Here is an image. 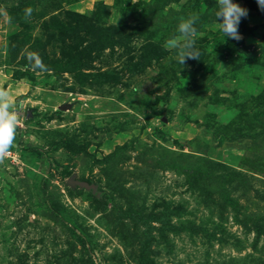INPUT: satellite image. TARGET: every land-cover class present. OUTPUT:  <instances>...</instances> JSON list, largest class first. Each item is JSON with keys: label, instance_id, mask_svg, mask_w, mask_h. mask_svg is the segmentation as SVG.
Listing matches in <instances>:
<instances>
[{"label": "rangeland", "instance_id": "1", "mask_svg": "<svg viewBox=\"0 0 264 264\" xmlns=\"http://www.w3.org/2000/svg\"><path fill=\"white\" fill-rule=\"evenodd\" d=\"M236 2L239 40L216 0H0V264H264V9Z\"/></svg>", "mask_w": 264, "mask_h": 264}, {"label": "clouds", "instance_id": "2", "mask_svg": "<svg viewBox=\"0 0 264 264\" xmlns=\"http://www.w3.org/2000/svg\"><path fill=\"white\" fill-rule=\"evenodd\" d=\"M257 3L261 9H264V0H257ZM216 9L215 19L219 22V32L222 33L224 39H241L238 26L241 18L247 16V9L238 4L236 0H216ZM23 11L24 18L27 20L33 10L31 7H26ZM198 19L196 15H188L181 17L177 23L178 37L176 43L173 44L174 59L177 63L184 65L186 57L199 58L198 53L192 51L195 45ZM28 58L35 60L32 67L43 70L44 66L38 59L33 56ZM10 108L11 101L8 100L7 94L0 93V154L6 152L14 140L17 116L15 110H10Z\"/></svg>", "mask_w": 264, "mask_h": 264}, {"label": "water", "instance_id": "3", "mask_svg": "<svg viewBox=\"0 0 264 264\" xmlns=\"http://www.w3.org/2000/svg\"><path fill=\"white\" fill-rule=\"evenodd\" d=\"M70 183H72V184L77 183V184H80V185H85V182H79V181L75 180V175L74 174L70 178Z\"/></svg>", "mask_w": 264, "mask_h": 264}, {"label": "built area", "instance_id": "4", "mask_svg": "<svg viewBox=\"0 0 264 264\" xmlns=\"http://www.w3.org/2000/svg\"><path fill=\"white\" fill-rule=\"evenodd\" d=\"M8 154V155H12V151L10 150V149H8L6 152H5V154ZM4 154V153H3Z\"/></svg>", "mask_w": 264, "mask_h": 264}]
</instances>
